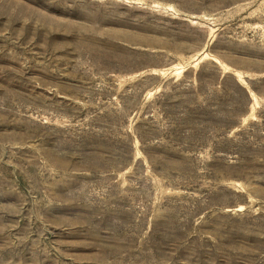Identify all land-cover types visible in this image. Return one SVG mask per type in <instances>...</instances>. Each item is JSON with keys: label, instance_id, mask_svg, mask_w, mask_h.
Masks as SVG:
<instances>
[{"label": "rangeland", "instance_id": "374dc122", "mask_svg": "<svg viewBox=\"0 0 264 264\" xmlns=\"http://www.w3.org/2000/svg\"><path fill=\"white\" fill-rule=\"evenodd\" d=\"M0 264H264V0H0Z\"/></svg>", "mask_w": 264, "mask_h": 264}, {"label": "trees", "instance_id": "16d2710c", "mask_svg": "<svg viewBox=\"0 0 264 264\" xmlns=\"http://www.w3.org/2000/svg\"><path fill=\"white\" fill-rule=\"evenodd\" d=\"M198 78H199V75H198ZM199 79H200V78H199ZM235 84L237 85V87H239V89L242 91V93H243V95H244V97H245V100H246L245 105H248V103L250 102V93H249V91H248L246 88H244V87L239 83L238 80H235Z\"/></svg>", "mask_w": 264, "mask_h": 264}]
</instances>
